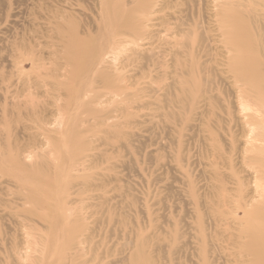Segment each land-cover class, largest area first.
Returning a JSON list of instances; mask_svg holds the SVG:
<instances>
[{"label": "rangeland", "instance_id": "obj_1", "mask_svg": "<svg viewBox=\"0 0 264 264\" xmlns=\"http://www.w3.org/2000/svg\"><path fill=\"white\" fill-rule=\"evenodd\" d=\"M239 56L264 0H0V264H264Z\"/></svg>", "mask_w": 264, "mask_h": 264}, {"label": "bare ground", "instance_id": "obj_2", "mask_svg": "<svg viewBox=\"0 0 264 264\" xmlns=\"http://www.w3.org/2000/svg\"><path fill=\"white\" fill-rule=\"evenodd\" d=\"M227 6H228V4H227ZM218 13H219V11H218ZM119 25L120 26H126L124 23H122V24L119 23ZM229 29H230L229 35L232 38V41L233 42L235 41L234 43L238 47V52L242 55V52L245 49V46L242 44L241 40L240 41L238 40V38H240V36L242 35V25L234 24L233 26L231 25ZM88 48L89 47L86 43L85 44L81 43V42L79 43L76 39H72V43L70 44L69 52H70L72 57H75L77 59L76 62L78 65L80 64L79 62L81 60L85 59L88 56V54H89ZM233 69L235 71L234 73H236L238 78L241 79L240 81H242V85H241L242 87H240L242 89V91L238 90V93H242V94H238V99H241V97H242V101L239 100V102H242V103H239V105L242 104L241 109L243 110V112H245V111L251 112V113L245 112L247 114V119L246 120L244 119L245 120L244 125H245V133L247 134V135H245V137L247 136V139L245 140L246 145L244 147H242V158H241L242 160L241 161H242L243 165H246L247 168L248 167L251 168L252 169L251 171L254 170V174H255L254 180H253L254 182L251 181V183H253V184L250 183V185H253V186L255 183V187H254L255 189L253 188L255 190L254 196L253 197L251 196L252 198H250L249 200H247V199L241 200L242 205L238 204L237 208H242V210L244 212L243 215H245L247 213H251V214L256 213V216L258 217V219H256V220H258L261 223L263 222V225H264V96L257 89L258 83L255 84V78H254L253 74L250 72V70L248 69L247 64L244 61V59L242 58V56L235 58V60L233 61ZM260 86H261V84H260ZM239 95H242V96L239 98ZM248 113H250V114H248ZM242 185L244 186V184H242ZM243 190L244 189H242V191ZM236 192L237 191H235V193ZM242 196H243V194H242ZM233 204H235V202H233ZM247 207L251 208V210L248 211ZM239 224H240V222H239ZM262 229L264 230V228H262ZM243 230H244V228H243ZM263 234H264V232H263ZM236 244H237V241H236ZM256 244L257 245L255 246L254 251L257 252L259 255H262V254L264 255V242H262L260 240ZM235 247L236 246H234V248ZM240 254H242V253H240ZM246 256H249V255H246Z\"/></svg>", "mask_w": 264, "mask_h": 264}]
</instances>
